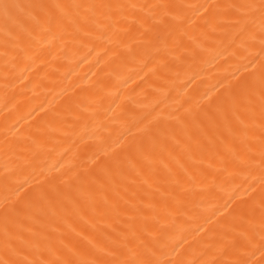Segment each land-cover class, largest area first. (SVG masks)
<instances>
[{"label": "bare ground", "instance_id": "6f19581e", "mask_svg": "<svg viewBox=\"0 0 264 264\" xmlns=\"http://www.w3.org/2000/svg\"><path fill=\"white\" fill-rule=\"evenodd\" d=\"M0 264H264V0H0Z\"/></svg>", "mask_w": 264, "mask_h": 264}]
</instances>
